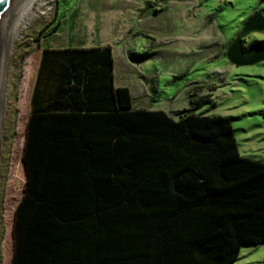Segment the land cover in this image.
<instances>
[{
  "label": "trees",
  "instance_id": "16d2710c",
  "mask_svg": "<svg viewBox=\"0 0 264 264\" xmlns=\"http://www.w3.org/2000/svg\"><path fill=\"white\" fill-rule=\"evenodd\" d=\"M112 62L110 46L42 48L10 264H234L264 244V162L231 119L197 114L199 87L183 111L135 108Z\"/></svg>",
  "mask_w": 264,
  "mask_h": 264
},
{
  "label": "rangeland",
  "instance_id": "374dc122",
  "mask_svg": "<svg viewBox=\"0 0 264 264\" xmlns=\"http://www.w3.org/2000/svg\"><path fill=\"white\" fill-rule=\"evenodd\" d=\"M254 13L264 16V0H31L2 51L0 264H10L13 255L30 97L42 48L110 45L115 83L131 95L135 89L137 106L147 109H188V91L199 87V96L210 97L196 113L230 118L239 153L264 162V61L235 66L225 58ZM57 23L59 30L47 35ZM259 40L264 33L252 34L247 44ZM234 264H264V244L243 247Z\"/></svg>",
  "mask_w": 264,
  "mask_h": 264
},
{
  "label": "water",
  "instance_id": "95a60500",
  "mask_svg": "<svg viewBox=\"0 0 264 264\" xmlns=\"http://www.w3.org/2000/svg\"><path fill=\"white\" fill-rule=\"evenodd\" d=\"M31 0H0V66L1 54L13 31L20 13ZM254 33H264V16L256 14L230 43L225 58L235 66H251L264 61V44H249L247 38ZM1 69V67H0ZM24 163V161H23ZM25 167V164H24Z\"/></svg>",
  "mask_w": 264,
  "mask_h": 264
},
{
  "label": "crops",
  "instance_id": "0c3cea01",
  "mask_svg": "<svg viewBox=\"0 0 264 264\" xmlns=\"http://www.w3.org/2000/svg\"><path fill=\"white\" fill-rule=\"evenodd\" d=\"M250 18V17H249ZM249 20H247V22H248ZM246 22V23H247ZM245 23V24H246ZM105 46H110V45H106V44H102V43H98V44H96V45H91V46H88V47H80V48H83V49H90V48H99V47H105ZM70 46H67V47H64V48H51V47H49V46H47V47H44V48H46V49H65V48H69ZM71 47H75V46H71ZM111 47V46H110ZM75 48H79V47H75ZM112 48V47H111ZM112 60H113V62H112V70H113V76H112V86L113 87H125V85H117L116 83H115V77H114V54H113V49H112ZM139 85V84H138ZM145 90L146 89H143V92H141V93H144L145 92ZM134 91H135V89H134ZM134 91L132 90V92H133V95H131L132 96V99H133V107H135V108H145L144 107V105H142L143 107H141V106H137L138 104H137V102L135 101V97H134ZM130 93H131V91H130ZM134 102H136V104L134 103ZM167 113V112H166ZM170 113V112H169Z\"/></svg>",
  "mask_w": 264,
  "mask_h": 264
},
{
  "label": "bare ground",
  "instance_id": "6f19581e",
  "mask_svg": "<svg viewBox=\"0 0 264 264\" xmlns=\"http://www.w3.org/2000/svg\"><path fill=\"white\" fill-rule=\"evenodd\" d=\"M42 4H38V6H41ZM4 54L2 53V56H1V69H3L2 67H3V65H4ZM1 69H0V87H1V85L3 84L2 82H3V80H2V76H1V72H4L3 70L1 71ZM5 79V78H4ZM0 89H2V88H0ZM1 96V95H0ZM0 101H1V99H0Z\"/></svg>",
  "mask_w": 264,
  "mask_h": 264
},
{
  "label": "flooded vegetation",
  "instance_id": "af4514ba",
  "mask_svg": "<svg viewBox=\"0 0 264 264\" xmlns=\"http://www.w3.org/2000/svg\"><path fill=\"white\" fill-rule=\"evenodd\" d=\"M247 42H248V41H247ZM253 42H255V41H252V42H251V43H249V44H252ZM249 44H247V43H246V46H249Z\"/></svg>",
  "mask_w": 264,
  "mask_h": 264
}]
</instances>
